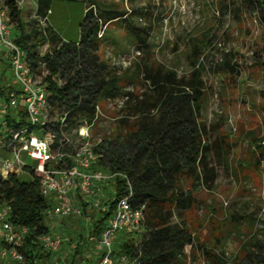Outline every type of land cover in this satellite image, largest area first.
Here are the masks:
<instances>
[{"label":"rangeland","instance_id":"374dc122","mask_svg":"<svg viewBox=\"0 0 264 264\" xmlns=\"http://www.w3.org/2000/svg\"><path fill=\"white\" fill-rule=\"evenodd\" d=\"M94 2L101 8L125 12L126 19L121 17L106 22L104 32L98 34L101 36L100 55L116 68L124 90L136 94L151 91L143 77H133L137 63L152 69L159 65L166 70L173 69L177 78L188 79L194 69L199 70L203 95L198 118L205 127L204 144H217L216 149L213 147L209 151L216 178L210 188L201 184L191 187L190 181L184 180L183 187L191 189L195 203L188 210L172 208L171 222L184 224L197 242L222 254L228 264L247 248L264 254V161L257 165L259 153L253 142V139L256 143L264 142V21L260 18L259 7L264 0ZM89 3V0H53L43 19L35 15L36 0H18L23 32L29 33L34 43L44 36L45 27H50L51 23L53 30L63 38L74 40L78 37L84 8ZM17 34L18 31L14 33L10 27V36L16 38ZM142 38L145 42H141ZM52 45L47 41L39 45L37 51L44 54ZM194 46L198 50L196 56L192 54ZM41 67L42 64L38 69ZM0 73L11 76L9 63L0 68ZM131 75L132 83L125 82V77ZM122 104L123 101L120 105L105 101L99 107L97 119L85 128L86 140L91 146L114 129L116 119L123 114ZM51 110L53 113L49 109L47 115L54 120L59 114ZM78 129L67 126L64 131L77 139ZM21 157L35 166L34 159L24 153ZM100 167L97 162L92 168ZM18 178L21 181L29 179L26 173H18ZM112 191L110 182L95 187L93 199L99 204L92 207L95 217L107 206ZM80 219L72 216L58 220L57 234L66 239L56 251L58 255L55 253L44 264L94 262L92 253L96 252L97 242L96 239L89 238L86 242L84 237L83 240L77 238L84 230ZM67 234H75L76 240L68 244ZM63 250L71 253L70 258L63 255ZM185 250L188 254L186 264H205L199 249L194 250L193 258L190 247L186 246ZM80 252L84 254L83 259L78 257ZM0 264L17 263L6 257Z\"/></svg>","mask_w":264,"mask_h":264},{"label":"trees","instance_id":"16d2710c","mask_svg":"<svg viewBox=\"0 0 264 264\" xmlns=\"http://www.w3.org/2000/svg\"><path fill=\"white\" fill-rule=\"evenodd\" d=\"M0 1L7 10L9 28L12 27L14 33L18 31L13 40L24 49L25 62L33 71L40 64L46 68L48 74L42 81L52 96L50 113L55 109L58 114H65L68 128L92 124L105 101L123 98L122 116L116 119L114 129L92 146V150L99 154L98 163L103 170L119 172L124 178L116 176L110 181L113 191L107 208L99 212V217H95L89 202L78 195L76 201L83 216H88L90 227L84 224V230L78 232L77 238L83 240L84 237L86 242L89 238H98L116 201L126 191L128 181L131 188L129 204L132 209L141 210L144 216L141 234L120 233L114 241V252L125 254L128 264H186V246L190 247L192 258L194 250L199 249L205 264H228L222 254L197 242L184 224L170 220L172 208L188 210L195 203L191 189L183 187L185 181L189 180L191 187L201 184L210 188L216 178L209 151L213 147L216 149L217 144H204L205 127L198 118L203 95L199 70L194 69L188 79L177 78L173 69L166 70L160 65L152 69L137 63L133 77H143L151 91L136 94L124 90L116 68L100 55L101 36L98 34L104 32L106 22L121 19L125 12L101 8L100 4L89 0L75 40H64L51 26H46L44 36L32 43L31 35L23 32L18 0ZM52 1L36 0L35 15L46 18ZM259 7L260 18L264 21V3ZM47 41L53 45L40 55L37 47ZM141 42H145L144 38ZM197 52L194 46L192 54L196 56ZM55 75L61 79V84L53 78ZM133 77L126 76L124 80L132 83ZM0 84L1 105L13 85ZM15 116L18 120L10 114L5 116L10 128L27 124L26 112L21 106ZM55 120L51 127L54 131L59 126ZM253 142L259 153L258 165L264 161V144L256 143L255 139ZM27 172V181L19 180L15 173L5 177L0 175V206L8 208L7 220L13 226L25 228L22 241L16 247L23 261L17 264H44L53 256L39 240L50 232L47 216L50 204L40 193L41 174L33 169H27ZM67 237L68 244L76 240L75 234ZM8 247L0 240V249ZM95 257L96 252L92 253V260ZM229 264H264V254L247 248Z\"/></svg>","mask_w":264,"mask_h":264},{"label":"built area","instance_id":"2783aa9c","mask_svg":"<svg viewBox=\"0 0 264 264\" xmlns=\"http://www.w3.org/2000/svg\"><path fill=\"white\" fill-rule=\"evenodd\" d=\"M0 54L7 57L13 81V89L7 92L6 101L0 105L2 115L0 175L5 177L9 173L17 175L26 173L29 177L27 169H33L41 174L40 193L50 204L47 210L50 232L42 235L39 240L45 249L54 255L66 239L55 230L58 220L74 216L81 218L82 224L89 223V219L83 216L82 209L76 201L78 195L88 201L92 207H98V202L93 199L95 187L103 182L112 181L116 176L124 178V175L103 170L101 167L92 168L97 164L99 154L92 150V146L86 140L85 128L90 124L84 123L78 127L79 137L71 138L64 131L67 127L65 114H59L58 118H55L59 123L58 130L51 129L56 122L47 115L52 96L45 90L42 81L48 72L43 64L41 69L37 68L33 71L25 62L24 49L10 36L7 10L1 1ZM53 78L58 84L62 83L56 75ZM122 101L123 98L114 100L118 105ZM19 106L26 112L27 124L13 129L9 127L5 116L10 114L18 120L15 115ZM21 153L34 159L35 166L27 164ZM126 187V191L116 201L113 212L106 219L105 226L96 239V257L92 264H128L125 254L114 252V241L120 233L141 234L144 216L141 210L132 209L130 206L131 188L128 181ZM106 208L107 206L102 209ZM7 218L8 208L0 206V240L9 246L0 249V260L9 257L12 261L21 263L23 257L16 247L22 241L25 228L13 226Z\"/></svg>","mask_w":264,"mask_h":264},{"label":"crops","instance_id":"0c3cea01","mask_svg":"<svg viewBox=\"0 0 264 264\" xmlns=\"http://www.w3.org/2000/svg\"><path fill=\"white\" fill-rule=\"evenodd\" d=\"M50 26L52 27V25H51V23H50ZM53 28V27H52ZM54 29V28H53ZM55 30V29H54ZM57 33V32H56ZM58 35H59V33H57ZM62 39H64V40H67V39H65V38H63L61 35H59ZM75 40V39H74ZM6 59V60H5ZM6 63H8V60H7V57L6 56H4V54H0V68L1 67H3V65L4 64H6ZM6 83V84H10V85H13V81H12V79H11V76L10 77H7V76H5L4 74H2V73H0V83ZM58 229V226H57V224L55 225V230H57ZM80 249H82L81 251H84L83 250V248H82V246L80 247ZM64 252H63V255L64 256H68L69 257V251H67V250H63ZM57 254V253H56ZM56 254H54V255H56ZM58 255V254H57ZM71 255V254H70ZM78 257H79V259H80V257H81V259H83L84 258V254L83 253H81L80 252V254H78ZM81 263V262H80Z\"/></svg>","mask_w":264,"mask_h":264},{"label":"bare ground","instance_id":"6f19581e","mask_svg":"<svg viewBox=\"0 0 264 264\" xmlns=\"http://www.w3.org/2000/svg\"><path fill=\"white\" fill-rule=\"evenodd\" d=\"M84 129L82 128L81 132L83 133Z\"/></svg>","mask_w":264,"mask_h":264}]
</instances>
